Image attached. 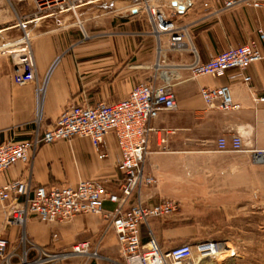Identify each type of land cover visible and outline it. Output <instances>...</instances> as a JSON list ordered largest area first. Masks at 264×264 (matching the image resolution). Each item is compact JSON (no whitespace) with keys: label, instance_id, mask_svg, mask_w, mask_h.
<instances>
[{"label":"crops","instance_id":"0c3cea01","mask_svg":"<svg viewBox=\"0 0 264 264\" xmlns=\"http://www.w3.org/2000/svg\"><path fill=\"white\" fill-rule=\"evenodd\" d=\"M72 1L74 9L51 15L36 12L32 0L0 1V47L18 41L26 32L30 34L38 81L44 86L39 93L36 83H15L12 56L0 50V144L21 142L31 138L38 128L40 132L52 128L66 107L122 100L144 82L147 74L163 69L180 78L174 83L178 109L161 112L153 122L163 130L166 150L159 144V133H153L148 166L159 182L143 190L141 197L150 203L166 198L182 202L193 193L196 157L202 155L206 159L216 153L217 140L223 135L230 138L241 134L248 150L244 152L264 149V60L248 69L252 77L249 83L237 70L219 77L192 78L187 68L196 60L207 62L230 46L254 39L256 29L264 27V6L239 4L224 10L225 0H193L181 16L188 26L186 43L183 47L166 44L159 54V41L149 14L143 16L141 11L132 9L133 18L127 19V14L112 13L121 8L130 11L131 1L137 0ZM99 10L109 14L97 18ZM225 84L231 86L240 110L223 112L203 101L202 87ZM165 130L172 133L166 134ZM103 151L107 156L101 158L90 138L81 136L42 145L30 163L18 162L2 172L0 186L14 180L30 181L32 187L97 180L120 195L121 152L113 131L106 134ZM136 200L134 196L132 203ZM104 206L114 210L117 205L107 201ZM7 210L6 203L0 200V238L9 241L8 252L24 248L20 241L24 233L28 238L26 246L32 243L52 251H66L89 240L96 248L93 237L84 236L102 235L106 226L99 214L77 215L66 223H46L29 216L25 226H18L9 222ZM150 226L165 250L186 240L180 237L184 228L163 227L157 219H152ZM143 235L147 240L144 228ZM97 249L101 257L93 264H124L112 231ZM15 261L16 258L0 256V264Z\"/></svg>","mask_w":264,"mask_h":264},{"label":"built area","instance_id":"2783aa9c","mask_svg":"<svg viewBox=\"0 0 264 264\" xmlns=\"http://www.w3.org/2000/svg\"><path fill=\"white\" fill-rule=\"evenodd\" d=\"M2 1V0H0ZM38 13L56 14L74 9L72 0H32ZM184 6L183 10L173 4ZM11 2V0H9ZM143 7L151 20L156 34L161 54L165 45L183 47L188 38V26L181 20L193 0H142ZM239 4L253 8L264 6V0H225L222 9H228ZM208 6V4H205ZM31 35L27 32L15 42L6 44L3 54H10L14 63V82L20 85L36 83L38 92L44 90L38 81L37 66L31 47ZM264 60V27L256 29V37L249 42L230 46L207 62L198 60L190 63L187 68L190 76L219 77L229 70H237L245 83L252 80L248 69L255 63ZM161 64L159 59L158 65ZM200 95L205 104L223 112H233L241 109V104L234 99L231 86H204ZM264 100V98H262ZM178 102L172 79L164 77L162 81L153 79L140 82L129 95L116 102L100 101L94 106L73 105L66 107L58 116L54 126L40 132L36 130L31 138L21 142L0 144V174L18 162L30 163L37 150L45 144L60 140H70L73 137H88L99 156H107L103 151L105 136L113 131L121 152L119 167L123 173L121 194L109 190L97 180H83L76 185H39L32 187L30 181L14 180L0 186V200L8 207V220L13 225L25 226L29 216H35L46 223H66L77 215L99 214L106 221L99 242L83 241L72 246L71 251L51 252L48 247H38L35 244L26 246V234L20 241L24 244L22 250L14 248L8 252L9 241L0 238V256L16 258L12 264H52L71 256H81L80 264H93L101 256L97 247L103 238L112 231L116 234L124 264H186L193 258L203 260L217 257L222 250V243L206 241L198 244H181L165 250L150 226L152 219H164L179 211V201L166 198L156 203H150L141 197L146 188L156 185L159 178L149 169L148 156L153 133H159V144L166 150V137L163 130L153 124L163 111H176ZM162 134H161V133ZM166 134L172 133L165 130ZM217 151L244 152L245 147L241 134L230 138L223 135L217 140ZM137 200L132 203V198ZM110 201L117 206L114 210L105 209V202ZM143 228L147 240H144ZM57 238V237H55ZM36 253V257L29 256ZM11 264V263H10ZM192 264H195L193 262Z\"/></svg>","mask_w":264,"mask_h":264},{"label":"rangeland","instance_id":"374dc122","mask_svg":"<svg viewBox=\"0 0 264 264\" xmlns=\"http://www.w3.org/2000/svg\"><path fill=\"white\" fill-rule=\"evenodd\" d=\"M131 3L128 7L130 11L121 8L112 13L119 16L127 14V19L133 18L131 10L143 7L144 3L142 0ZM140 8L138 12L148 16ZM98 12L97 18L107 17L109 14L103 10ZM163 72L165 70L155 69L143 81H162ZM168 76L173 84L176 79H180L170 73ZM195 164V185L191 187L193 193L186 195L180 202L178 212L157 220L163 227L184 228L180 237L186 240L177 242L174 246L218 241L223 247L215 258L201 261L193 258L186 264H264V149L254 151L253 148V152L216 151L206 159L202 155L196 157ZM90 237H93L94 242H99L102 235L84 236ZM49 250L65 252L52 251V248ZM35 257L36 253H33L29 259ZM80 261L79 256H71L61 258L53 264H79ZM16 262L18 261L14 263Z\"/></svg>","mask_w":264,"mask_h":264},{"label":"water","instance_id":"95a60500","mask_svg":"<svg viewBox=\"0 0 264 264\" xmlns=\"http://www.w3.org/2000/svg\"><path fill=\"white\" fill-rule=\"evenodd\" d=\"M173 4H174L175 6L178 5V6L180 7L181 10H183V8H184V6H183L182 4H178L177 1H174Z\"/></svg>","mask_w":264,"mask_h":264},{"label":"bare ground","instance_id":"6f19581e","mask_svg":"<svg viewBox=\"0 0 264 264\" xmlns=\"http://www.w3.org/2000/svg\"><path fill=\"white\" fill-rule=\"evenodd\" d=\"M163 75H164V77L170 78V76H168V74L166 72H163ZM24 264H29V263L25 262Z\"/></svg>","mask_w":264,"mask_h":264}]
</instances>
